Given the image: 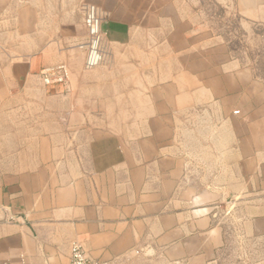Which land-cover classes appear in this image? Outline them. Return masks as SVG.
<instances>
[{
  "label": "crops",
  "instance_id": "obj_1",
  "mask_svg": "<svg viewBox=\"0 0 264 264\" xmlns=\"http://www.w3.org/2000/svg\"><path fill=\"white\" fill-rule=\"evenodd\" d=\"M233 241L264 244V0H0V264H68L74 242L225 264Z\"/></svg>",
  "mask_w": 264,
  "mask_h": 264
},
{
  "label": "built area",
  "instance_id": "obj_2",
  "mask_svg": "<svg viewBox=\"0 0 264 264\" xmlns=\"http://www.w3.org/2000/svg\"><path fill=\"white\" fill-rule=\"evenodd\" d=\"M83 23L86 29V60L87 69L98 66L103 61V53L101 50L102 33L101 19L98 17L94 7L89 6L85 9L83 15ZM42 83L47 86L50 84H59L65 86L66 70L64 67L45 69L40 73ZM68 264H100L96 261L88 259L82 246L78 242H74L70 246V255Z\"/></svg>",
  "mask_w": 264,
  "mask_h": 264
},
{
  "label": "rangeland",
  "instance_id": "obj_3",
  "mask_svg": "<svg viewBox=\"0 0 264 264\" xmlns=\"http://www.w3.org/2000/svg\"><path fill=\"white\" fill-rule=\"evenodd\" d=\"M53 85L55 84L44 86L51 87ZM225 264H264V244L252 242L243 245L233 241L228 245Z\"/></svg>",
  "mask_w": 264,
  "mask_h": 264
}]
</instances>
